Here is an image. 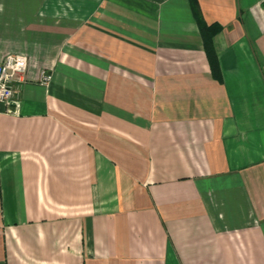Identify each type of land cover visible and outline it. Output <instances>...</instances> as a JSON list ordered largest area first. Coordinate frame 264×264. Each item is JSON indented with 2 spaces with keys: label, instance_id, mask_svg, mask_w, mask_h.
Listing matches in <instances>:
<instances>
[{
  "label": "crops",
  "instance_id": "1",
  "mask_svg": "<svg viewBox=\"0 0 264 264\" xmlns=\"http://www.w3.org/2000/svg\"><path fill=\"white\" fill-rule=\"evenodd\" d=\"M196 2L217 75L190 0H0V264H264V0Z\"/></svg>",
  "mask_w": 264,
  "mask_h": 264
},
{
  "label": "built area",
  "instance_id": "2",
  "mask_svg": "<svg viewBox=\"0 0 264 264\" xmlns=\"http://www.w3.org/2000/svg\"><path fill=\"white\" fill-rule=\"evenodd\" d=\"M28 59L21 53H8L0 60V102L4 103L9 113L16 112V83L23 80ZM50 75H42L41 83L48 84Z\"/></svg>",
  "mask_w": 264,
  "mask_h": 264
},
{
  "label": "trees",
  "instance_id": "3",
  "mask_svg": "<svg viewBox=\"0 0 264 264\" xmlns=\"http://www.w3.org/2000/svg\"><path fill=\"white\" fill-rule=\"evenodd\" d=\"M191 8L199 27L202 42L205 49L206 56L208 58L212 73L217 75L219 73L218 60L212 43L213 35L219 30V26L216 24L207 25L200 14L196 0H190Z\"/></svg>",
  "mask_w": 264,
  "mask_h": 264
}]
</instances>
